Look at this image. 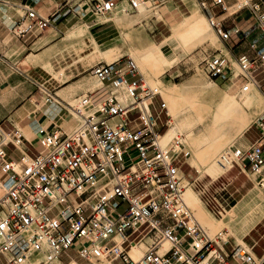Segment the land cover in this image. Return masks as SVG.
Masks as SVG:
<instances>
[{
	"label": "built area",
	"instance_id": "obj_1",
	"mask_svg": "<svg viewBox=\"0 0 264 264\" xmlns=\"http://www.w3.org/2000/svg\"><path fill=\"white\" fill-rule=\"evenodd\" d=\"M31 1L22 4L23 15L12 26L16 37L36 36L61 18L77 15L82 6L106 16L118 0L69 2L48 16L35 9L38 0ZM126 1L134 11L141 2L161 5L164 0ZM212 1L223 17L214 16L205 0L198 3L225 51H205L201 71L211 81L237 85L242 92L254 84L264 95V46L255 55L235 52L244 38L238 24L227 22L230 15L246 9L264 35V0H235L239 6L230 13L226 0ZM89 72L108 90L97 114L88 112L94 91H87L71 106L75 127L68 132L39 127L37 148H26L17 128L0 131V165L7 175L0 194V264H31L36 252L62 260L69 250L91 264H199L208 255L207 264H264V252L259 257L248 250L223 254L194 222L180 175V156L186 159V153H171L159 145L155 127L161 112L167 114L165 101L147 84L134 60L124 56L99 61ZM122 87L129 102L120 99ZM157 96L159 110L153 115L150 106ZM47 98L52 100L49 92ZM253 124L258 131L254 140L246 148L231 147L221 161L230 163L227 171L236 168L264 189V112ZM7 145L20 153L18 160L6 159ZM208 190V185H201L205 204L214 201L221 213L224 201ZM142 242L145 250L135 259L130 250ZM165 243L168 248L160 252Z\"/></svg>",
	"mask_w": 264,
	"mask_h": 264
},
{
	"label": "crops",
	"instance_id": "obj_2",
	"mask_svg": "<svg viewBox=\"0 0 264 264\" xmlns=\"http://www.w3.org/2000/svg\"><path fill=\"white\" fill-rule=\"evenodd\" d=\"M11 1L18 3L19 7L12 8L0 5V131L9 133L15 128L19 129L24 137L25 147L31 149L38 147L39 135L37 129L39 127H44L49 131L60 130L65 132L75 127L76 120L72 113L73 111L70 110L71 106L74 105L77 97L84 94V90L86 92L91 91L90 80L88 79L90 72L88 71L92 65L85 67L80 61L82 63L91 62V58L97 56H93V54H97L95 53L96 47L100 50H105L118 46L123 50L120 36L122 32L125 33L126 29L118 28L112 20L109 24H105V22L99 24L92 23L93 13L89 12L90 14L87 18L83 17L81 13L87 11V9H84L82 6L77 15L72 13L61 18L57 23H52L45 28L40 34L28 39L19 38L13 34L11 29L14 22L20 19L13 9L21 10L23 13L22 4L25 1L32 4L33 1ZM85 1L88 0H38L34 3V7L43 16H48L66 3L71 2V4L84 5ZM124 2L126 0H118L117 4ZM134 11H131V13ZM84 21L92 22L90 25H87ZM96 26L101 27L96 28ZM79 30H82V33L84 31L85 34L81 36ZM74 32L76 34H73ZM86 50H89V52L86 53ZM65 52H74L71 54L75 58L74 61L60 68L55 67L53 58L58 55L64 56ZM81 53L85 54L82 55ZM16 63H19L18 66H14ZM49 66L53 72H62L63 74L65 72L68 78L60 81L59 79L62 78L63 74L59 75V79H57L48 68ZM69 66L70 69H67ZM61 69L62 71H60ZM16 74L20 75V77ZM57 82L58 86L54 87L53 83ZM36 86L39 87V91L35 89ZM48 92L52 96V100H47L44 103L42 96L47 98ZM158 98L160 103V97ZM52 101H54L53 106H50L49 104ZM52 107H56V109H52ZM250 125L240 136L242 145L237 146L246 148L258 135L255 126L250 129ZM251 131H255L256 133L253 138L247 136ZM14 150L20 157V153L16 149ZM179 162L181 165H185L186 163L193 167L186 159L183 160L182 156H180ZM193 168L197 172L195 167ZM1 171L0 169V194L2 193V181L7 177ZM181 174L187 180L192 177V173L186 175L182 172ZM221 174L218 177L222 176ZM212 180H216V178ZM251 182L252 180L248 177L238 179L237 184L234 185L233 192H238L244 197L251 191H258L256 184L252 186L253 182ZM202 205L215 218V215L203 202ZM225 228L227 227H222L221 230ZM222 234H224L223 231ZM225 234L230 238L224 239L221 234H218L215 238H211L207 234L212 240L216 241V245L223 254L229 255L233 250H237V254H241L243 251L248 250L256 257L261 256L264 252V214L245 234H239V232ZM226 246L229 247V250L225 248Z\"/></svg>",
	"mask_w": 264,
	"mask_h": 264
},
{
	"label": "rangeland",
	"instance_id": "obj_3",
	"mask_svg": "<svg viewBox=\"0 0 264 264\" xmlns=\"http://www.w3.org/2000/svg\"><path fill=\"white\" fill-rule=\"evenodd\" d=\"M205 1L207 3V7L210 9V11L213 13L214 16H220L222 14L220 7L216 6L212 0H205ZM126 2H124V4L128 12L121 20H119L116 23L113 19H111V17L113 16V14L117 12L118 5L113 9V11H111L110 15H107L106 17H101L95 14H93V17H92V21L95 20L96 24L103 23V22H105V24H109L111 20H113V22L118 26V28L126 29L125 33L122 32L120 36V42L122 43V47H123V50L121 51L123 52L116 58L107 60L106 58H104L103 54L101 53V50L96 47L95 53L97 54H93V56L95 55L97 56L95 58H91L92 59L91 62L82 63L80 61V63L83 66L89 67L99 61L111 62L123 56H130L134 59L140 72L143 74L144 78L150 85L157 86L156 84V81H157V83L158 82L162 83V85L164 86H170L173 88H177L179 90H183L187 94H189L188 97L195 99L199 103L201 108H204L205 106H208V107L214 106L217 103V101L220 100L225 95L233 96L234 98H238L241 96V94H238L236 90L231 89L225 83H215L211 81L210 79H208L203 73L199 71V67H200L199 63L205 51L207 53L213 52L215 49H221L225 51L224 46L221 44L218 38L215 43L210 42V40L207 38L206 39L203 38L202 40H197L193 36L191 31L184 30L181 35L179 36L174 35L173 39H171L170 41H165V37L173 33L172 28L167 22L168 17L171 16V13L176 14L180 18H184L188 16L189 14H191L192 12H198L199 14H201L205 24L211 29V27L208 25L206 21L205 16L203 15L204 11L200 7V4L197 2V0H190V1L188 0H182V1L181 0H164L163 4L161 5L159 1L155 3L151 2L152 4L151 8L147 9L146 11L140 12L139 10L136 9L132 13L128 9V5ZM226 2L228 3V6H229L228 13L234 12L239 6L238 4H236L235 0H226ZM236 5H237V8H236ZM13 10L16 11L15 13L18 14V17L22 15L21 10H15V9ZM89 14H90L89 11H86L85 13H83V17L87 18ZM223 16L224 15H221L220 17H223ZM92 21H84V22H86L87 25H90ZM231 21L235 22L236 24L240 26L241 34L244 38L242 41L238 43V45H236L235 52H245V53H248L249 55H255L257 48L264 46V35L255 25L253 18L250 16V14L248 13L246 9H241L237 13H234L233 15H230L227 18L228 23H230ZM82 26H86V25H82ZM99 27L96 26V28H99ZM84 33L85 32L81 33V36ZM140 37L144 39L147 47H150V45L152 44H156L157 48L156 47H150V48L161 49L164 52H166L165 54L167 58L169 60H172V63L170 65L160 64V63L158 64V62H155L154 60H148L146 58H143L144 57L143 54L136 55L134 54V52L129 51V49L132 48L133 45L137 44V41ZM92 43L94 44V41ZM254 43L256 45H254ZM85 52L87 53L89 52V50H86ZM73 53L74 52L72 53L65 52L64 56L58 55L54 57L53 58L54 66L57 68H60L62 66H66L72 63L75 59L71 55ZM81 54L84 55L85 53H81ZM18 64L19 63H16L14 64V66H18ZM67 69H70V66L67 67ZM60 71H62V69ZM57 73L62 75V73L60 72H57ZM18 77H20V75H18ZM67 78L68 76L64 72V74L62 75V78L61 79L57 78V79H59L60 81H64ZM88 79L91 80L92 82L96 81L95 78H93L91 74H88ZM53 86L57 87L58 82L53 83ZM201 87L207 88L208 91H211L210 98H207L206 93L202 91ZM35 89L39 91L38 86H36ZM85 92L86 90H84L83 93ZM256 94H257L258 99H257V103L255 104V106L251 110L250 109L245 110V112L249 115V125L251 124L250 129L254 127L253 123L256 121L257 117L264 112V95L259 90H257ZM162 98L164 99L166 103V108L168 112L169 105L166 102L167 100L163 95H162ZM152 102L153 104L150 106V110L153 115H157V112L159 110V98L158 97L153 98ZM88 112H90V110ZM170 118H171L170 115L168 114L167 116L165 111L161 112L157 120V126L155 127V130L158 131L159 133H161L162 131L165 132L169 128V125L168 126L165 125L164 127V123L166 119L170 120ZM199 132L200 130L198 128L194 129L195 134H198ZM255 134H256L255 131H251L247 134V136L249 138H253ZM185 135L186 133L180 134L179 136L182 139L181 141L185 143V144L183 143L184 147H181V149L188 151L189 153L188 156L186 157L187 159L188 157H190L189 147H191V144L189 143L188 139H186ZM237 145H242L241 137H236L232 139L230 143L228 144V146H226V148L229 146H237ZM168 148L170 149L171 146H168ZM175 151L178 152L179 148L178 147L177 149L175 148ZM5 152L7 155L6 159L17 160L19 158L18 154L16 153V151L11 145L5 148ZM132 152L133 150H131V153ZM228 167L229 166L227 165V167H225L223 171H225ZM181 170L186 175H188L189 173H192V177L189 179L190 187L198 194V196L201 198L203 203H204L205 196L201 192L202 184L208 185L209 190L207 191V193L209 195L216 196L217 198L219 199L221 198V200L224 201V204H223L224 210L228 209L231 204H233L236 200L242 197V195H240L238 192H233L234 185L237 184L238 179H245L247 178V176L244 175L243 173H240L236 168H232L231 170L225 172L224 174H221L222 176L218 177V179L216 180H212V178L209 175H207L205 172L203 173L201 172L199 174L198 172L194 170L193 167L189 166L186 163L185 165L183 164L181 165ZM198 175H199V178H198ZM252 186H254V183H252ZM256 189L258 191L252 192L254 196L253 204L255 206L260 207V204L256 200V198L257 199L259 198V200L261 201L262 210L264 212V189L258 185H256ZM214 203L215 202L213 201V203L211 205H207V207L215 215L216 219L215 218L214 219L221 221L223 219V216L219 217L220 209ZM124 208H125V205H122L119 208V210L123 211ZM191 210L193 212L194 219H196L202 225V227L206 230L207 234L211 238H215L218 234L221 233L219 230L208 229L205 222L201 221L196 216L192 208ZM55 212L56 210H53L50 214L53 215ZM209 216L213 218V216L210 213H209ZM221 231H223L224 233H233V231H231L228 228H225L224 230H221ZM227 238H230V237H227ZM139 247H140L141 253H143V251L145 250V245L142 246L141 244ZM167 247L168 245L165 243L162 248L165 250ZM225 248L229 250L228 246H226ZM141 253L140 255H142ZM39 256L43 258V261H41L42 264H45V263L51 264L53 262L52 260L48 261L46 256H44L43 254ZM39 256L37 257L39 258ZM70 258H74L72 260H74V262H77L78 264H91L85 261L84 259L80 258L72 250H69L67 252V255L63 257L62 260L61 259L60 260L63 264H69L71 260L70 261L68 260Z\"/></svg>",
	"mask_w": 264,
	"mask_h": 264
},
{
	"label": "bare ground",
	"instance_id": "obj_4",
	"mask_svg": "<svg viewBox=\"0 0 264 264\" xmlns=\"http://www.w3.org/2000/svg\"><path fill=\"white\" fill-rule=\"evenodd\" d=\"M0 5L12 7V8L19 7L18 3L12 2L11 0H1ZM117 5H118L117 12L113 14V16L111 17V19H113L115 23L121 20L128 12L124 3H120ZM151 6H152L151 2H143V3L141 2L139 3L137 10H139L140 12L146 11L147 9L151 8ZM85 12H82L81 15H83V13ZM203 15L205 16L208 25L213 30L212 26L209 24L207 20L206 15L204 13ZM167 22L172 28L173 33L165 37V41H170L171 39H173L174 35L175 36L181 35L184 30L191 31V33L197 40H202L203 38L205 39L207 38L210 40V42L215 43L217 41L218 37L216 33L214 32V30L213 33L212 30L205 24L201 14H199L198 12H192L191 14H189L184 18H180L176 14L171 13V16L168 17ZM93 23L96 24V21L93 20ZM79 32L82 33V30H79ZM73 34H76V32H74ZM150 47L157 48L156 44H152L150 45ZM150 47H147L144 39L140 37L137 41V44L133 45L132 48L129 49V51L134 52V54L136 55L143 54L144 56L143 58H146L148 60H154L155 62H158V64L160 63V64L170 65L172 63V60H169L167 58L165 54L166 52H164L161 49H156V48L153 49ZM122 52L123 51H121V49L118 46H113L111 48L101 50V53L103 54L104 58H106L107 60L116 58ZM48 68L51 70L50 66ZM199 71L203 73L200 67H199ZM52 73L54 77L57 78L59 77V75H61L53 71ZM89 84L91 91H94L92 97L93 106L90 109V113L95 115L98 113V109L101 101L108 95L107 92L108 90L107 87L101 85L98 81L92 82L90 80ZM147 84L153 88H156V90L161 94V96L163 95L166 98L167 100L166 102L169 105L168 106L169 113L167 112V114H169L171 117L170 120H168L169 128L164 133L159 135L158 137L159 145L161 147L171 146L170 148L171 153H176L177 151H175V148L177 149L178 147L179 150H181V147L176 143V141L178 140L183 144L184 142L181 141L182 139L179 135L186 133L185 137L186 139H188L189 143L191 144V147H189L190 157H188L186 160L189 162L190 165L195 167V169L199 174L201 172L202 173L205 172L212 179L215 178L217 179V177L223 172L225 167H227L228 165L229 167L225 170L226 172L231 166L229 162L221 161V155L226 151H230L231 147H234V146H229L226 148V146H228V144L232 139L236 137H240L242 135V132L249 126V115L245 112V110L246 109L251 110L257 103L258 98L256 93L258 89L256 88V86L253 84L251 85V89L249 91L242 92L237 85L225 83L231 89L236 90L238 94H241V96L238 98H234L233 96L225 95L220 100H218L214 106L212 107L205 106L204 108H201L199 103L195 99L188 97L189 94H187L183 90H179L177 88H173L170 86H164L162 85V83L159 82L157 83V81H156L157 86L150 85L148 82ZM201 89L203 92L206 93L207 98L211 97V91H208L207 88L201 87ZM119 96L122 101L129 102V98L127 97L125 93V89L123 87L120 91ZM42 97L44 98V103H46L48 98H46L45 96ZM53 103L54 101H52V103H50L49 105L53 106ZM52 109H56V107H52ZM196 128L200 130L198 134L194 133V129ZM184 152L186 153V157H187L189 154L188 151L184 150ZM14 167L15 168L18 167L17 163L14 165ZM0 169L2 170L1 173L6 174V172L1 167V165H0ZM181 173L180 175L182 177V184L184 182L183 187H185L183 196L186 203L194 210L196 216L201 221L205 222L208 229L210 230L220 231L222 227H227L228 229L233 231V233L239 232V234H245L248 231V229L252 227L264 214L261 207V201L259 200V198L258 199L256 198V200L260 204V207L255 206L253 204L254 196L252 193L253 191H251L250 193L242 197L240 200H237L233 204H231L227 209V211L226 209L222 211L219 216V217L223 216V219L221 221L215 220L214 218H211L209 216V212L203 207L199 196L190 187L189 184L190 181L187 180L186 178H183ZM194 222H196L206 233L204 228L196 219H194ZM220 232L219 233L222 235V237H224V239L227 238L225 233L222 234V231ZM114 240L116 241V237H114ZM141 244L145 245L144 242H142ZM166 244L169 246L168 243ZM165 250L162 248V250L160 249V252H163ZM130 253L132 254L131 255L132 257L134 256L133 258L135 259L138 258V256L141 253L140 247L132 248L130 250ZM42 254L46 256L48 261L51 260L53 261L51 264H63L60 259L53 257L48 253H43V252H36L32 254L30 258V263L31 264L41 263V261H43V258H41L39 255ZM37 256H39V258ZM208 260H209V255L204 259H202L200 263L203 261L201 264H207ZM75 263L76 262H70L69 264H75ZM190 263L194 264L192 262Z\"/></svg>",
	"mask_w": 264,
	"mask_h": 264
},
{
	"label": "trees",
	"instance_id": "obj_5",
	"mask_svg": "<svg viewBox=\"0 0 264 264\" xmlns=\"http://www.w3.org/2000/svg\"><path fill=\"white\" fill-rule=\"evenodd\" d=\"M164 131H162L161 133H163Z\"/></svg>",
	"mask_w": 264,
	"mask_h": 264
}]
</instances>
